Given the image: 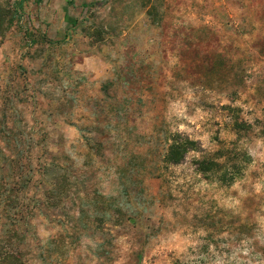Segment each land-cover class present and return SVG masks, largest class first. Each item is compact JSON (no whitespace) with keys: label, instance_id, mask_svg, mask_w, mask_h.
Segmentation results:
<instances>
[{"label":"rangeland","instance_id":"1","mask_svg":"<svg viewBox=\"0 0 264 264\" xmlns=\"http://www.w3.org/2000/svg\"><path fill=\"white\" fill-rule=\"evenodd\" d=\"M82 2L0 0L1 250L264 264V0Z\"/></svg>","mask_w":264,"mask_h":264},{"label":"trees","instance_id":"2","mask_svg":"<svg viewBox=\"0 0 264 264\" xmlns=\"http://www.w3.org/2000/svg\"><path fill=\"white\" fill-rule=\"evenodd\" d=\"M195 147V142L190 138L181 134H175L166 146L162 162L166 166L180 164L185 158L186 153ZM199 162L204 165L202 166V170L206 169L204 168L206 164L205 160H200ZM0 264H23L20 251H2L0 247Z\"/></svg>","mask_w":264,"mask_h":264},{"label":"crops","instance_id":"3","mask_svg":"<svg viewBox=\"0 0 264 264\" xmlns=\"http://www.w3.org/2000/svg\"><path fill=\"white\" fill-rule=\"evenodd\" d=\"M68 0H65V2H67ZM90 1H92V0H83V2L82 3H89Z\"/></svg>","mask_w":264,"mask_h":264}]
</instances>
